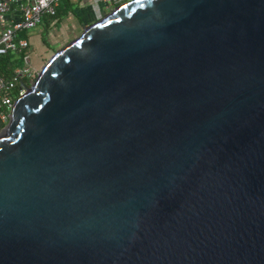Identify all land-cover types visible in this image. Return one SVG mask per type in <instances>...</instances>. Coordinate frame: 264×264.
Returning a JSON list of instances; mask_svg holds the SVG:
<instances>
[{
	"label": "water",
	"instance_id": "obj_1",
	"mask_svg": "<svg viewBox=\"0 0 264 264\" xmlns=\"http://www.w3.org/2000/svg\"><path fill=\"white\" fill-rule=\"evenodd\" d=\"M0 264H264V0H131L54 52L0 136Z\"/></svg>",
	"mask_w": 264,
	"mask_h": 264
},
{
	"label": "built area",
	"instance_id": "obj_2",
	"mask_svg": "<svg viewBox=\"0 0 264 264\" xmlns=\"http://www.w3.org/2000/svg\"><path fill=\"white\" fill-rule=\"evenodd\" d=\"M60 1L0 0V58L9 56V60L14 63L7 76L0 75V136L9 128L16 101L27 91L37 75L31 73L28 67L18 66L20 58L29 47L28 40L20 37L19 33L34 28L44 16H54ZM99 1L118 5L131 0ZM24 60L29 62L28 57Z\"/></svg>",
	"mask_w": 264,
	"mask_h": 264
},
{
	"label": "rangeland",
	"instance_id": "obj_3",
	"mask_svg": "<svg viewBox=\"0 0 264 264\" xmlns=\"http://www.w3.org/2000/svg\"><path fill=\"white\" fill-rule=\"evenodd\" d=\"M79 0H69L71 11L67 12V7H65V0L60 1L61 10V23L57 27H53L50 30L47 28L46 20H50L52 22L54 18L50 16H44L42 21L36 25L32 29L25 30L19 33V36L22 38H26L29 42L28 49L24 52L22 58L18 63V66L28 67L31 73H38L42 66L46 63V61L54 54L55 51L60 49L63 45H59V38L57 35H64L67 30H70L74 23L71 22L73 17L76 14H80V10H82L81 15L85 16L86 13L94 11L99 18L103 17L105 14L109 13L117 4L110 2V7H105L104 2H97L96 0H90V7L80 8ZM122 3V2H121ZM120 4V3H119ZM67 12V13H66ZM83 16H80V19H83ZM93 20V19H92ZM95 20V19H94ZM93 20V21H94ZM92 23V22H91ZM88 24L84 25L87 26ZM83 26H80L78 31L74 36H70L68 40L79 36L83 30ZM67 40V41H68ZM66 43V42H64ZM28 57L29 62H25L24 58ZM37 76V75H36ZM36 78V77H35ZM34 78V80H35ZM26 80H30L27 78ZM33 80V82H34ZM7 123H5L6 125Z\"/></svg>",
	"mask_w": 264,
	"mask_h": 264
},
{
	"label": "trees",
	"instance_id": "obj_4",
	"mask_svg": "<svg viewBox=\"0 0 264 264\" xmlns=\"http://www.w3.org/2000/svg\"><path fill=\"white\" fill-rule=\"evenodd\" d=\"M65 7H67V12H70L71 11V8L70 7V2L69 0H65V3H64ZM61 6L59 5L57 7V10H56V13L54 16H51L52 18H54V20L52 22H50V20H46V25H47V28H49L51 25H54L56 26L59 22V19L61 18ZM66 12V13H67ZM80 25V24H79ZM80 28V26H78ZM78 31V30H77ZM76 31V32H77ZM75 32V34H76ZM75 34L72 35V33L70 34L71 36H74ZM58 38H59V45L62 44L63 46L69 41L68 40V35L67 33H64V35H57ZM68 40V41H67ZM66 42V43H64ZM14 67V63H12L10 60H9V56H6V57H2L0 58V75L1 76H7L10 71L12 70V68Z\"/></svg>",
	"mask_w": 264,
	"mask_h": 264
},
{
	"label": "crops",
	"instance_id": "obj_5",
	"mask_svg": "<svg viewBox=\"0 0 264 264\" xmlns=\"http://www.w3.org/2000/svg\"><path fill=\"white\" fill-rule=\"evenodd\" d=\"M95 1V0H93ZM97 2H99L98 0H96ZM102 2V1H101ZM78 3L80 4V8H84V7H87L89 6L90 7V0H79ZM105 4V7H110V2L106 1L104 2ZM60 5V4H59ZM81 12L82 10H80V14H76V16L73 17L72 21L74 23L73 27L70 29V30H67L65 33H67L68 35V39L69 37L71 36L70 34L72 33L75 34V32L79 29L78 26H83L82 28H84V25L86 24H90L91 22H94L97 20V18L99 17V15H97L96 13H94V11L91 10V12L89 13H86L85 16L81 15ZM80 16L82 17L83 16V19L81 20L80 19ZM94 21H93V20ZM61 23V18L59 19V22L58 24L55 26L57 27L59 24ZM46 24V23H45ZM80 24V25H79ZM54 25H51L48 29L50 30L51 28H53Z\"/></svg>",
	"mask_w": 264,
	"mask_h": 264
}]
</instances>
